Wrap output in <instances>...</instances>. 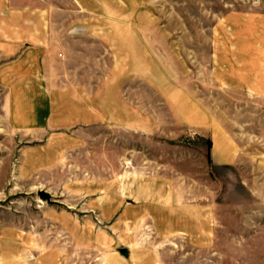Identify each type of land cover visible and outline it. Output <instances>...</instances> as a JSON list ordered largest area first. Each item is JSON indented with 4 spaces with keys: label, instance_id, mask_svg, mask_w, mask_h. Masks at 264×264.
<instances>
[{
    "label": "rangeland",
    "instance_id": "obj_1",
    "mask_svg": "<svg viewBox=\"0 0 264 264\" xmlns=\"http://www.w3.org/2000/svg\"><path fill=\"white\" fill-rule=\"evenodd\" d=\"M99 8L75 17L96 26L51 109L67 124H0V250L27 238L46 261L109 264L147 244L163 264H264V0ZM191 208L209 235L187 253L166 233Z\"/></svg>",
    "mask_w": 264,
    "mask_h": 264
},
{
    "label": "crops",
    "instance_id": "obj_2",
    "mask_svg": "<svg viewBox=\"0 0 264 264\" xmlns=\"http://www.w3.org/2000/svg\"><path fill=\"white\" fill-rule=\"evenodd\" d=\"M101 0H0V124L13 130L62 128L68 120L52 117L53 103L65 98L69 85L64 77L77 71L66 66L70 51H81L82 28L96 26L95 22L75 18L82 12L96 13ZM77 14V15H76ZM246 79V81H245ZM244 85H250L248 76ZM64 83V84H63ZM252 90V87H249ZM254 89V88H253ZM185 229L170 230L167 235L180 234L187 238V253L194 246L204 250L206 227L194 230L191 208ZM202 212L201 221L205 217ZM189 225V226H188ZM28 231V230H23ZM15 232V231H14ZM17 236L19 231L15 232ZM202 236L194 244V236ZM14 236V234H13ZM24 236V235H23ZM13 241V239H12ZM189 243V244H188ZM170 248V247H169ZM35 242L18 241L9 251L0 250V264H66L46 261L45 254ZM161 251L150 250L147 244L131 253L121 248L109 264H163ZM39 257V258H37ZM74 264L77 263L73 259Z\"/></svg>",
    "mask_w": 264,
    "mask_h": 264
},
{
    "label": "water",
    "instance_id": "obj_3",
    "mask_svg": "<svg viewBox=\"0 0 264 264\" xmlns=\"http://www.w3.org/2000/svg\"><path fill=\"white\" fill-rule=\"evenodd\" d=\"M38 194H39V197L43 200H46L48 202H55L53 199H52V195L45 191V190H39L38 191Z\"/></svg>",
    "mask_w": 264,
    "mask_h": 264
}]
</instances>
